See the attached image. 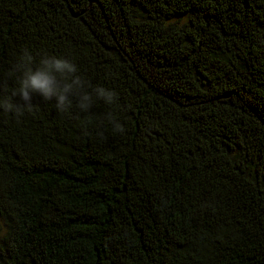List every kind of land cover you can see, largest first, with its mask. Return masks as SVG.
Returning a JSON list of instances; mask_svg holds the SVG:
<instances>
[{
  "label": "trees",
  "instance_id": "obj_1",
  "mask_svg": "<svg viewBox=\"0 0 264 264\" xmlns=\"http://www.w3.org/2000/svg\"><path fill=\"white\" fill-rule=\"evenodd\" d=\"M25 48L118 100L0 113V264H264V0H0Z\"/></svg>",
  "mask_w": 264,
  "mask_h": 264
},
{
  "label": "clouds",
  "instance_id": "obj_2",
  "mask_svg": "<svg viewBox=\"0 0 264 264\" xmlns=\"http://www.w3.org/2000/svg\"><path fill=\"white\" fill-rule=\"evenodd\" d=\"M17 86L10 93H0V113L22 117L34 106V96L45 101H55L60 113H71L75 107L80 113H88L96 101L114 105L118 93L103 85L92 86L80 74L78 65L62 55L45 53L37 59L25 48L18 56V62L9 75H16ZM19 97V102L14 101ZM105 119L112 125L114 132L123 133L124 125L108 112Z\"/></svg>",
  "mask_w": 264,
  "mask_h": 264
}]
</instances>
